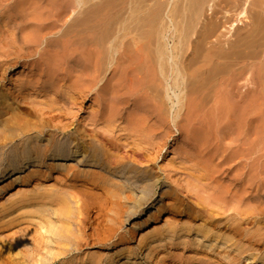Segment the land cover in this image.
Returning <instances> with one entry per match:
<instances>
[{
  "label": "bare ground",
  "instance_id": "6f19581e",
  "mask_svg": "<svg viewBox=\"0 0 264 264\" xmlns=\"http://www.w3.org/2000/svg\"><path fill=\"white\" fill-rule=\"evenodd\" d=\"M74 5L75 16L64 23L66 29L58 38L76 40L69 54L49 56L44 52L54 48L57 41L48 37L52 30L46 23L27 22L30 24L24 25L26 32L16 35V39L13 36L12 42L18 40L21 45L17 47L14 43L19 48L14 56L18 62L38 54L43 46L44 53L41 51L38 58L41 65L46 62L49 65L46 63L47 71L36 68L41 80L46 77L54 81L52 78L62 64L82 63V67L79 75L71 76L74 81L71 80L72 96L69 94L68 100L37 103L25 94L27 91L15 96L13 91L8 93L0 88V264H264V184L255 183L256 194H253L237 183L235 186L239 184V188L230 202L224 192H211L206 197L197 193V203H191L172 189L170 182L158 187L161 179L155 180L145 168L110 154L104 146L105 140H100L101 135L95 130L102 122L106 124V133L111 131V118L124 103L133 102V98L137 103L142 91L151 98L143 100L146 104H158L152 110L160 121H164L163 117L179 119L183 103L192 100L188 98L190 95L200 104L214 98L217 107L224 111L219 113L217 108L219 114L228 111L234 115V105L230 113L233 87L228 89L225 80L224 88L220 89L216 80L234 76L235 67L258 55L264 40V0L122 1L115 11L117 19L114 12L111 22L102 15L103 0H74ZM69 10L66 7L64 14ZM249 15L251 21L243 32L241 26ZM105 29L109 31L106 35ZM221 29L226 31L225 35L219 34L223 32ZM219 35L229 41L221 42ZM8 41L7 48L11 45L13 50V43ZM124 42L134 50L123 60L129 61L125 73H132V80L140 90L138 99L134 91L125 90L122 78L114 82L109 92H103L105 54L107 63H111ZM21 49L25 52L21 53ZM12 50L5 52L13 53ZM90 59L92 64H88ZM3 62L7 64L8 59ZM238 70L241 76L244 68ZM41 80H30L19 88L31 90L39 85L44 89L47 82ZM256 85L255 98L264 100V84L262 88L261 84ZM241 88L239 83L236 93L246 97V89L242 92ZM99 90L103 92L104 102H100V107L104 110L91 120L96 133L88 134L87 129L83 130V120L79 121L80 117L70 110H74L81 97L84 99ZM106 95L109 97L105 98ZM101 103H105L103 107ZM200 106L196 107L199 112L205 110L206 105ZM192 108H187L185 115L187 110L196 112ZM210 108L209 113L205 111L208 117ZM245 112L248 116L249 112ZM23 113L32 119L25 118ZM104 116H107L105 120ZM256 117L252 119L259 121V114ZM256 124L251 127L254 131L260 126ZM203 162L196 164L204 172L201 180L217 172V166L213 169ZM227 186L221 190L226 189L229 194L231 185Z\"/></svg>",
  "mask_w": 264,
  "mask_h": 264
},
{
  "label": "rangeland",
  "instance_id": "374dc122",
  "mask_svg": "<svg viewBox=\"0 0 264 264\" xmlns=\"http://www.w3.org/2000/svg\"><path fill=\"white\" fill-rule=\"evenodd\" d=\"M122 1L126 3L131 2V0H103L102 12L104 14L102 15H105L103 17L108 16L106 18V21L111 22V20H114L111 17V14L117 11V9L119 10L120 8L119 6L122 3ZM74 6H75L74 0H0V60H1L0 61V76H1L0 77L1 78L0 88L1 89L4 88L5 90H7L8 93L9 91L10 92L13 91L15 96L17 94L20 95L21 92L25 93V91H27L25 93L26 95L28 94V96L30 95V97H33V99L37 103H43V104H47L48 101L52 102V99H54L53 101H57V102L62 101L65 98L66 100H68L69 99L68 97L72 96L70 85L74 81V77L72 78L71 76L79 75L80 73L79 71L81 70L82 63L80 65L77 64L75 66H73L72 64L68 65V63H66V65L65 64L60 65V67H58L57 69L58 73L56 72L55 77L52 78L54 79V81H56L55 79H57V82H54L53 80L51 81L50 78L48 79H46V77L42 78L44 82L45 81L47 82L44 85L46 89L41 88L39 85L38 87L29 88L31 90L20 89L19 87L25 84V82L28 83L30 80H33V79L39 80L40 78L41 80V77L36 75V70L38 69L40 70L45 69L46 71L48 70L47 65H49V63L46 62L47 65L46 63L45 65H41L42 61L40 58H38L39 56L41 57L42 53L45 52L49 56H53V55L61 56L62 54H69L70 50L74 49V47L76 46L75 39H70V40H65L63 38L58 39L61 33L63 32V30L66 29L65 24L73 20L75 16V13L73 12ZM66 7H69L70 10L65 12L64 14L63 11L66 9ZM117 14L118 13H116L115 15L116 19L118 17ZM57 20H58L57 22L58 24L55 23ZM250 21H251V17L249 15V18L247 17V19L245 20V23L241 26V30L243 32L247 30V27ZM27 22L38 23V24H42V23L48 24L49 26H51V30H52L51 34L48 37L51 36L53 38H56L57 41L54 43V46H55L54 48L52 47L48 48V52L42 49L43 46H40V49H39L40 54L39 52L38 54L34 52L35 55L33 54L31 58L25 61L18 62L14 56H16V52L19 48L16 49V46L14 45L16 41H14L13 43L12 40H14L13 36L16 39L18 35L24 34L26 32V30L24 29V25ZM30 23H27V24H30ZM52 25H54L55 27H53ZM19 26H20V30H18ZM221 31L223 32L219 34H222V33H224V35L226 34V31L224 29H221ZM108 32H109L108 29H105L104 35L108 34ZM219 36H220L219 38H221V35ZM8 38H9V41L11 40V42L13 43L12 44L10 42V44H12V46L14 45L13 50L11 49L12 48L11 45H9L10 47L7 48ZM228 39L229 38H226V39L221 38L222 40L221 42L229 41ZM231 39L234 40V38H231ZM9 41H8V44H9ZM127 41L128 39L125 40L126 43ZM212 41L216 42V36L215 38H212ZM16 43H17V47L21 46L19 45L20 43L18 42V40ZM126 43L123 46H121V48H119V52L117 54L115 53L114 60H112L111 62L112 64L107 63L108 55L105 54V56H107L105 58V64H106L105 68L106 69H105V74H104L105 75L104 80L106 81V84L104 81L105 87L104 86L103 87L105 89L103 88V92L105 90L106 92H109L110 91L109 89L114 87L116 80L119 78H122V85H124L125 90L134 91L136 94L135 97L136 99H138L137 94L140 93L139 92L140 90L139 88L135 86L134 80H132V73L128 75L127 73H125L128 69L129 61H126L123 59L127 58L125 55L130 57L132 52L134 51V50H131L133 49V47L130 48L131 46L129 47V45H127ZM77 44H78V41H77ZM263 46H264V40H263L262 47ZM261 48L258 50L259 51L258 55L251 57L252 60H250L249 58V60L244 61L242 65L239 64L241 68L242 67L244 68V72H243L244 74L243 73L241 74L240 72L241 76H239L238 69H241V68L237 66L235 67L237 75L233 73V75L235 74L234 76L230 75L228 78L227 77H224V79L219 78V80L217 78L216 80L217 85L219 84L221 86L220 89H222V86L224 88L225 80L228 82V83H225V86L227 84V87H229L228 89H230V86L233 87V89L231 87L232 93L230 94L231 97L233 98V99L230 98L231 99V103H230L231 112L230 113L234 111V109L232 110L233 105H234V108L236 111H234L233 114L235 116L229 115L228 111H227L228 114L225 111L226 113H224L225 114L224 117H223L224 114H219V113H223L224 111H222L223 109L220 110V108H218L219 106L216 103V100L214 98H212L211 100L212 102L215 101V103H212L211 101L205 102L206 104L202 103L204 106L206 105L205 108H203L204 106L200 104L199 102L197 103V100L191 97L190 95L188 98H192V100L186 99V102L184 101L185 104L183 103L184 107L182 111L184 113L181 112V117H179V119L175 121L174 119H172V117H163L164 121H160L159 117H157L156 114L152 110L155 108L156 105L151 106L152 104H156V103H151V105L150 103L146 104V102H144L143 100H145L146 98L148 99V96L146 94L147 92L142 91L141 92L142 94L141 93L139 94L140 100L137 101V103L141 105L138 106L137 103L134 102L135 98H133L134 99L133 102L129 101L127 103H124L122 105V108L119 110V112H117V114H115L114 117L111 118V121L113 122L112 129L111 131L109 132L107 131L106 133V130H107V128H105L106 124L101 122L100 123L101 125H99V127L97 126V129L94 128L95 126H92V121L94 120V118L97 117V114H99L98 111L102 112L104 110L103 108L100 107V102H104L101 97V95H103L102 90L87 94L88 96L85 97L86 99L85 98L83 99L81 97L79 99L77 106L74 108V110L72 109L73 111L70 110L71 111L70 113L73 112V115H76L78 118L80 117L79 121L83 120L81 121L83 124L82 125L83 130L87 129L86 131L88 134L96 133V132H93V130L95 129L97 133L102 136L101 137L98 135L100 140L102 141L103 139L105 140L104 146L105 148L109 150V152H111L110 154L118 155L119 157L124 158L126 161L130 163L133 162L132 164H136L137 166L145 168L147 171L153 174V177L155 180L161 179L160 182L158 183L159 184L158 187H163L162 185H166V183L170 182L169 184H171V187L173 186L172 189L174 188V190L179 195H181L183 199H185L188 202L196 204L197 203L196 201L197 193L201 196L206 197V195L211 194V192H214L216 194H218V192H224L223 195L226 196V200L230 202V199L232 198L234 192L236 191V189L238 190L239 188V184L237 187L235 186L237 183H242L243 187H245V189L249 193L256 194V191L255 193L253 191V187L255 190L256 184H261V185L264 184L263 182V179H264V100L260 99L259 101L255 98V95L257 94L256 93L257 87H255L257 86L256 84H258V86L261 84V88H262V85L264 84V78L263 79L261 78L262 76L264 77V74H263L264 68H262V64L264 67V47L262 49ZM79 49L80 47L78 48L77 51H79ZM7 50L8 51L12 50L13 53L9 52L11 54L10 55L9 53H7L8 52ZM20 52L24 53L25 51L21 49ZM4 54H9L8 56L9 58L10 57L11 58L9 59L8 56ZM46 54H43V55H46ZM76 54L77 56H79L78 53ZM2 55L7 57L8 59L7 64L3 62V60L7 62V59L6 57L4 58ZM42 57H45V56H42ZM14 59L17 61L18 64L15 63L16 61ZM89 62H91L92 64V59L88 60V64H90ZM61 63H63V61H61ZM4 64H6L7 66ZM37 67L38 69H36ZM259 69L263 71L262 72L260 71L261 72L260 73ZM31 72L35 74H32ZM69 73H71L70 74L71 78L68 77ZM234 77H236V80L234 79ZM226 78L230 80V83ZM260 80L263 81V83ZM48 81H51L54 83H51V82L48 83ZM233 82L235 85L234 84L231 85V83ZM221 83L223 85H221ZM239 83H240V87H242L240 91L243 90L242 92H244V90L246 89L244 92V94L246 93L245 94L246 97L242 96L241 94H238V91L236 93L235 90H237ZM128 84H130L131 86ZM241 84L244 85V87L241 86ZM250 89L253 92H251ZM262 89L264 91V86ZM121 90H123V88H121ZM263 91H261V94H263ZM96 92L100 93V97L98 98L96 97L98 96L97 95L98 93ZM233 92L235 93L236 97L234 96ZM252 93H254V95ZM119 94L121 95V93ZM143 95L145 98L143 97ZM237 95L243 97L246 100H244L243 98L239 96L237 97ZM104 97L108 98L109 95H106ZM251 98L253 99V101ZM81 99L83 100L81 101ZM149 100H151V98H149L147 101ZM234 100H236L237 102L236 101L234 102ZM98 101H99V104H97ZM191 101H193L194 103H192ZM249 101L250 103L253 104V107H252V104H248ZM254 102H256L257 104ZM142 103L144 104V106ZM236 103L240 105L236 107L237 106ZM103 104L105 103H101L102 107H103ZM131 104L132 105L134 104L135 106L136 105L137 106L135 107L133 105L134 106L133 107ZM148 104H149V108H146L148 107ZM186 104H189V105H186ZM199 106L200 108H203L205 110H201V112H199V109L196 108ZM244 106H246L245 107L246 109H243ZM191 107H194L192 108V110L196 108L195 109L196 112L188 111V110H191ZM210 107H212V109ZM144 108L147 110H145ZM184 108L185 110L188 108V110L186 111V115H185ZM209 108L211 109L209 117L211 116V114H213L214 115L212 116L213 118L212 117L209 118L207 115L210 111ZM248 108L249 109L251 108L250 109L251 112L250 110H248ZM216 109L219 110V113ZM148 111L150 112L148 113ZM205 111H207L208 113L207 112L205 113ZM243 111L244 112L246 111L245 113L249 112L247 113L248 116H246L243 113ZM254 111L257 113H255ZM194 113L195 114L198 113L197 116ZM200 113H203V114H200ZM239 113L241 115H239ZM95 114H96V117H94ZM258 114H259V121H256L255 119L258 118L256 117V115L258 116ZM22 115L23 116L25 115L24 116L25 118L29 117L28 119H32L27 114L23 113ZM190 115L193 117H191ZM199 116H201V118ZM233 116L234 118H231ZM253 116L255 117V119H252ZM106 117L107 116H104L103 119L105 120ZM143 117L146 119H144ZM250 119L252 120L249 121ZM194 120L197 121V123ZM131 121L132 123H130ZM201 121L205 124L204 127L202 126L203 123ZM200 123L202 125H200ZM254 123L260 124V126L256 124L258 125L256 126L258 128L255 129V131L253 129L255 127ZM139 126H142L143 129L142 127L140 129ZM104 131L106 134L104 133ZM259 131L260 133H258ZM202 136L206 137L208 140H206L205 142ZM257 136L261 142L257 139ZM135 146H137L138 148H136ZM110 149L114 150L115 153L112 150L110 151ZM201 162H203L204 164H208V166L210 165L209 167L212 166L213 169H214V166H217L215 167V170H217V172L212 176L214 178L206 176L204 180H201L200 178L202 177L201 174H203L204 172H202L198 167H196V164H199ZM153 169L155 170V172H153L154 171ZM198 169L200 170V172ZM261 169H263L262 172H261ZM226 170H229V172ZM231 177L234 180L231 179ZM260 181H262L263 183ZM169 184H167V188H171V187H168L170 186ZM227 185L232 186V187L230 186L231 191L229 192V194L226 189L224 191L221 190L223 186H227ZM164 190H167V189H164ZM157 192H160L159 188L157 189ZM219 201H222V200H219ZM251 225H249V227H251Z\"/></svg>",
  "mask_w": 264,
  "mask_h": 264
}]
</instances>
